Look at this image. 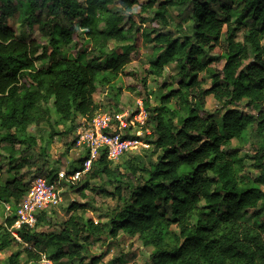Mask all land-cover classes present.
<instances>
[{
  "label": "trees",
  "instance_id": "16d2710c",
  "mask_svg": "<svg viewBox=\"0 0 264 264\" xmlns=\"http://www.w3.org/2000/svg\"><path fill=\"white\" fill-rule=\"evenodd\" d=\"M15 13L27 40L8 24ZM126 38L131 45L125 54L106 52L110 41ZM263 41L264 0H0V144L8 153L7 168L0 154V212L4 204L16 209L29 188L20 174L36 147L35 138L26 136L29 127L47 124L51 137L66 139L67 153L77 139L72 132L98 111L94 95L124 73L131 50L143 42L152 47V60L140 69L144 86L149 77L162 76L167 64L178 68L159 104L149 107L142 127L149 132L138 138L148 145V161L133 156L122 171L103 151L83 183L69 186L83 198L85 191L111 198L102 212L106 221L86 218L88 205L72 201L58 228L43 211L34 228L17 230L20 242L46 252L53 264L65 258L100 264L102 255L90 254L89 247L123 232L153 248L145 264H264ZM61 42L74 43L76 50L90 43L94 53L84 62L59 58ZM49 60L44 69L36 66ZM209 96L216 105L212 111L205 107ZM67 123L68 129L54 131V125ZM248 129L254 137L252 172H245L241 148L232 143L244 140ZM37 157L43 162L36 176L55 181L58 168H47L43 150ZM86 158L71 168L79 169ZM15 221L4 215L0 222V250L16 240L8 230ZM43 224L46 229L38 231ZM23 252L32 264L41 260L31 248ZM19 257L2 264H23Z\"/></svg>",
  "mask_w": 264,
  "mask_h": 264
},
{
  "label": "rangeland",
  "instance_id": "374dc122",
  "mask_svg": "<svg viewBox=\"0 0 264 264\" xmlns=\"http://www.w3.org/2000/svg\"><path fill=\"white\" fill-rule=\"evenodd\" d=\"M14 3V0H11ZM151 0H139L141 4L147 3ZM242 0H232L233 4H240ZM213 7L218 10L217 5ZM139 9L134 8L133 12H138ZM171 15L174 17L175 22H179L180 19L177 17V11L174 8L170 9ZM232 16L234 19L238 15V11H233ZM17 13L10 17L7 21L8 24L15 30L18 38L21 40H27L29 37V32L25 29H22L17 20ZM186 28L187 23H184ZM100 28H103L102 24ZM264 43V41H263ZM74 43H63L61 42L59 46V58L64 56L68 59H76L79 61H88L93 55L91 51V44L88 43L83 49H74ZM131 45L129 39L121 40L119 42L110 41L106 46V52L108 54L113 53L115 56L120 54H125L128 50V47ZM153 50L151 45L146 43H141V46L135 50L130 51V63L124 67V73L119 74L110 85L101 86L96 94L94 95L95 105L98 107V111H107L111 114H118L122 116L124 120H132L136 122L131 126L130 130H121V133L128 137L127 140L133 141V138H141L144 133H148L149 130L142 128L145 125L146 118L148 116L149 107L157 106L159 104V98L165 93L166 89L163 87L164 84L171 82V78L175 76L178 72V68L174 64H167L164 67V72L162 76H151L147 79L146 85L142 84V79L145 78V73L140 69L143 64L148 63L152 60ZM50 65L49 61L38 62L36 66L39 69H44ZM200 79L203 81L205 86H209L210 82L203 74L199 75ZM173 89L176 86L172 87ZM148 100V103L146 102ZM215 101L212 96L206 98V109L212 111L215 108ZM50 115L52 121H56L57 117L54 114L53 110L50 109ZM140 116V117H138ZM81 117L78 118V122L82 121ZM129 121H126L128 123ZM130 125V123H129ZM128 125V126H129ZM115 126L112 125V128ZM69 128V123L54 125L53 129L56 133L64 131ZM78 128L75 129L71 136L76 137ZM51 129L47 124H41L39 127L31 126L26 131L27 138H35L36 147L29 153L23 167L20 169V174L24 176L25 182H31V180L36 176V169L43 162L38 160L37 153L39 150H43L46 159L48 162L47 168H58L59 169H70L71 166L77 165V160L84 156V150L82 147L75 145L65 153V141L66 139L62 136L50 135ZM134 136V137H133ZM3 137V130L0 128V139ZM140 140L138 144L131 146L127 149L116 161H113V164H117L122 168L124 162L133 156H140L145 159V162L148 161V156H146L145 150L148 148V145L144 144L143 140ZM254 142V137L252 136L251 129H248L244 140L238 143L235 139L232 141L233 145H237L241 148V153L239 158L243 161L245 172H252L250 169L251 161L250 156L251 146ZM0 154L2 155V161L7 168V156L5 148L0 144ZM146 154V155H145ZM149 154V153H148ZM155 156L152 157V159ZM57 163V166L56 164ZM8 173L1 174V177L4 178ZM90 182V181H89ZM83 180L77 184H82ZM92 185H98L99 182L92 181ZM264 190V187H263ZM86 198L79 196L75 191L71 190L69 186H64L62 191V202L56 207L48 210V223L53 228H58L60 222L65 220L68 215L66 208L72 201L86 203L88 205V211L85 214V217L92 219L94 222H105L106 219L103 216V210L107 206L113 204L111 198H106L100 194L90 193L85 191ZM4 210L2 208L0 212V222L3 223ZM251 222V221H249ZM47 225H40L38 231H44ZM24 248H31L33 251L41 254V260L36 264H53L50 260L47 259L46 252H41L37 248H33L30 243H22L15 240L10 246L5 249L0 250V264L6 263L8 258L16 253H20V261L23 264H32L29 262L23 252ZM90 254L94 256L102 255L100 264H107L116 260L118 264H145L148 257L152 254L153 248L151 246L143 245L142 241L138 236L132 237L128 234L120 232L116 240L110 239L108 237L103 238L101 241L93 242L89 247ZM58 264H77V261L62 259Z\"/></svg>",
  "mask_w": 264,
  "mask_h": 264
},
{
  "label": "built area",
  "instance_id": "2783aa9c",
  "mask_svg": "<svg viewBox=\"0 0 264 264\" xmlns=\"http://www.w3.org/2000/svg\"><path fill=\"white\" fill-rule=\"evenodd\" d=\"M129 123L131 126L134 123L136 125V122L124 120L118 114L107 111L95 112L86 125L78 127L76 145L82 147L84 155L87 156L80 168L59 169L53 182H50L46 176H35L29 184L24 199L16 209L13 210L9 204H4L5 219L13 215L16 218L8 230L17 241H20L17 230L21 227L34 228L41 212L56 208L62 202L64 186L76 185L80 182L101 152L105 151L107 159L113 162L118 160L128 148L138 144L140 141L138 138H133V141L127 140V136L122 138L125 135L121 130L125 131L130 126ZM112 125L115 127L112 128ZM17 224L18 226H15Z\"/></svg>",
  "mask_w": 264,
  "mask_h": 264
},
{
  "label": "clouds",
  "instance_id": "9594fccd",
  "mask_svg": "<svg viewBox=\"0 0 264 264\" xmlns=\"http://www.w3.org/2000/svg\"><path fill=\"white\" fill-rule=\"evenodd\" d=\"M15 226H18V224H17V225H15Z\"/></svg>",
  "mask_w": 264,
  "mask_h": 264
}]
</instances>
